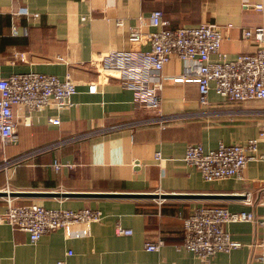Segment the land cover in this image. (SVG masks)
<instances>
[{"label": "crops", "instance_id": "0c3cea01", "mask_svg": "<svg viewBox=\"0 0 264 264\" xmlns=\"http://www.w3.org/2000/svg\"><path fill=\"white\" fill-rule=\"evenodd\" d=\"M264 0H0V78L43 72L77 84L73 104L29 109L16 105L11 137L0 136V190L37 192L15 197L16 204L38 202L48 208H98L103 218L88 235L67 237L59 228L36 243L27 231L0 224V264H203L182 246L184 219L198 206L264 213V160H250L242 177L206 181L185 159L190 143L206 149L221 142L246 144L259 137L264 154V100L231 101L212 83L208 103L200 100L199 78H183L185 63L173 56L154 81L163 82V122H143L156 115L139 104L134 90L100 75L91 63L99 51L151 48L147 36L130 40L133 26L148 35L156 29L150 15L164 11L171 27L215 23L224 39L220 57L253 53L257 42L245 31L264 25ZM118 20L122 23L118 24ZM233 26H228L229 24ZM96 84L95 90L90 86ZM60 118L56 124L51 118ZM142 121V122H141ZM139 122V123H138ZM126 123L112 129L113 125ZM161 153V159L157 153ZM20 159V160H19ZM50 192L226 194L232 198L118 197L47 195ZM254 202H246V193ZM0 196V213L7 207ZM264 200L262 199V202ZM131 228L130 235L117 227ZM243 245L219 252L208 264H264V226L251 221L226 224ZM164 245L148 250L146 244Z\"/></svg>", "mask_w": 264, "mask_h": 264}, {"label": "built area", "instance_id": "2783aa9c", "mask_svg": "<svg viewBox=\"0 0 264 264\" xmlns=\"http://www.w3.org/2000/svg\"><path fill=\"white\" fill-rule=\"evenodd\" d=\"M254 7L263 11L264 2H257ZM150 19L156 29L149 35L139 25L133 26L130 32V40L134 45L149 36L150 49L143 50L134 46L130 51H99L91 61L100 75L118 79L132 88L136 101L156 113L143 122L165 123L168 118L161 113L163 82L154 81L153 78L173 56L180 57L185 63L183 78L191 75L199 78L200 100L203 104L208 103L212 83L217 93L231 101L264 100V25L245 31L247 37H253L257 42L255 52L241 53L233 59L220 57L214 60L213 54L221 56L224 39L219 25L202 23L198 26L171 27L161 9L153 10ZM121 23L118 20V24ZM228 26L233 25L230 23ZM96 87V84H92L90 89L95 90ZM76 92L77 84L70 74L60 78L55 74L30 71L0 78V136L7 139L13 135L16 105L39 109L53 104L63 109L73 104ZM51 121L58 124L60 118H51ZM125 125H113L112 129ZM263 134L264 131L261 132ZM258 149L259 137L249 139L246 144L221 142L213 149H206L202 143L196 142L187 146L184 159L195 166L206 181L212 182L242 177L250 160H264V154H258ZM156 156L158 159L162 157L160 152ZM5 190L9 192L10 188ZM260 197L264 205V189ZM6 201V209L0 213V224L7 223L13 229L27 231L32 243L59 228L65 230L67 237L88 235L91 225L103 218V212L98 208H48L38 202L16 204L12 196H7ZM246 202H254L252 193H246ZM235 221H251L264 226V213L232 211L218 205L198 206L184 219L182 246L198 255L203 264H208L217 253L230 252L243 245L226 228L227 223ZM117 232L130 235L133 230L119 225ZM163 245L164 240L160 238L157 242L147 243L146 248L159 250ZM259 245L264 248V237ZM55 264L65 263L58 261Z\"/></svg>", "mask_w": 264, "mask_h": 264}, {"label": "water", "instance_id": "95a60500", "mask_svg": "<svg viewBox=\"0 0 264 264\" xmlns=\"http://www.w3.org/2000/svg\"><path fill=\"white\" fill-rule=\"evenodd\" d=\"M44 193H37V192H23V191H7V190H0V196H22V195H41ZM47 195H64V196H118V197H162V198H170V197H198V198H232L236 195H226V194H170V193H81V192H50L45 193Z\"/></svg>", "mask_w": 264, "mask_h": 264}]
</instances>
